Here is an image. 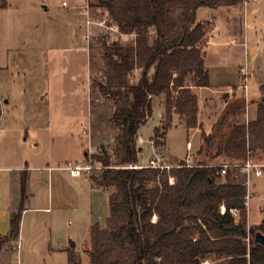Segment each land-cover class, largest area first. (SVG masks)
I'll return each instance as SVG.
<instances>
[{"label": "rangeland", "instance_id": "374dc122", "mask_svg": "<svg viewBox=\"0 0 264 264\" xmlns=\"http://www.w3.org/2000/svg\"><path fill=\"white\" fill-rule=\"evenodd\" d=\"M63 1L68 5H63ZM10 2L15 4L13 10H0V97L3 106L0 164L13 166L21 159L36 157V166H41L44 158L54 167L72 159L77 163L89 162L94 168L78 178L65 175L59 179L54 175L49 178L48 172L43 175L40 170L33 172L38 180L31 185L30 193L28 191L27 205L29 202L43 205L42 202L47 203L50 198L51 209L49 213H39L35 228L30 219L27 220L24 233L22 218L19 237L6 243L10 250L4 253L3 264H68L69 248L79 252L83 263L88 264L91 227L95 221L106 224L109 196L114 188L94 191L86 176L104 168V163L93 157L103 148L111 154L112 165L119 167L115 151L120 127L112 121L119 97L105 95L100 86L106 82L107 68L102 40L119 38L127 43L134 35L129 34L122 40L118 32L106 34L97 25L87 26L84 12L87 6L92 19L107 18L100 15L99 8L92 6L97 0ZM21 4L22 8H17ZM197 20H210L214 25L205 49L210 85L193 88L198 98V117L205 119L204 110L207 109L215 115L211 121L216 124L222 115L244 101L246 107L232 114L244 112L247 115L262 98L264 0H244L217 8L199 7ZM87 32L90 37L85 39L83 36ZM23 48L24 55H21ZM140 76L141 69H136L129 75L128 82L135 83ZM231 115L209 145L203 140V135H207L205 128L187 127L178 114L174 115L167 133L157 141L154 129L159 127L162 132L166 124L165 96H153V114L139 130L138 144L143 148L138 163L147 164L151 159H158L171 168L181 160L189 164L212 162L218 143L222 138L226 140L227 135L222 133L228 134L229 124L241 120L236 115L230 119ZM252 159L264 164V154ZM239 170L236 169L235 178L242 182L244 178ZM16 176H19L18 171L0 172V200L7 188L12 195L19 191V186L13 184ZM248 193L249 227L264 222V176H253ZM235 215L240 218V213L235 212ZM66 229L71 236H65ZM19 240L23 249L18 259L12 246ZM50 241L55 247L52 254L48 250ZM59 243H64L68 249L56 250ZM207 261L209 264L226 263L214 256Z\"/></svg>", "mask_w": 264, "mask_h": 264}, {"label": "trees", "instance_id": "16d2710c", "mask_svg": "<svg viewBox=\"0 0 264 264\" xmlns=\"http://www.w3.org/2000/svg\"><path fill=\"white\" fill-rule=\"evenodd\" d=\"M242 2L97 0L92 5L134 38L127 43L102 40L107 68L106 82L100 86L105 95L119 97L112 117L120 127L115 151L119 167L112 165V156L104 148L93 156L104 163L101 171L90 175L93 184L114 191L109 196L106 224L95 221L91 227L88 264H205L211 256L226 260L220 264H264V245L255 241L258 232L264 234V222L248 227V189L236 180L234 164L245 161L250 151L252 157L264 154V84L256 118L229 124V133H222L226 140L218 143L212 162L181 160L163 170L120 167L139 162V130L153 114V96H165L166 124L162 132L159 127L154 129L157 141L167 133L175 114L187 127L198 126V98L193 88L210 85L205 49L214 25L210 20H197V10ZM6 5L2 0L0 7ZM136 69H141L140 79L129 83ZM245 107L244 101L222 115L213 132L203 135L205 143L211 144L228 116ZM225 163L230 167L222 174ZM21 173L20 205L11 213L8 234L0 237V250L20 234L28 199V172ZM235 212L240 213L239 219ZM68 264H84L72 248L68 249Z\"/></svg>", "mask_w": 264, "mask_h": 264}, {"label": "crops", "instance_id": "0c3cea01", "mask_svg": "<svg viewBox=\"0 0 264 264\" xmlns=\"http://www.w3.org/2000/svg\"><path fill=\"white\" fill-rule=\"evenodd\" d=\"M5 1L7 2V5L5 7H0V10H3V9L13 10L15 4L10 2V0H5ZM17 8H22V4L20 6H17ZM122 37H123L122 38V40H123V39H125V37L127 38L128 35H124ZM20 50H21V55H24V53H23L24 48L20 49ZM88 51H90L89 50V46H88ZM195 88H201V87H195ZM233 97H236V96H233ZM0 100H1V97H0ZM1 105H2V100H1ZM255 106H256L255 110L251 108V111H248L247 115H245L244 112L241 113V114H239V113L232 114L230 116V119L232 117H234L235 115H236L235 116L236 118H238V117L241 118V120L237 121V123H247L250 120L255 119L256 115H257L258 105L256 104ZM2 108H3V106H2ZM223 109H224V107L222 108V110ZM204 111H205V114H204V118L205 119H202L201 116L199 115V117H198V119H199L198 126H200V127L203 126L205 128V131L207 132V134H209L213 130V126L215 124V121L214 122L211 121L212 118L215 117V115L214 114L212 115L211 111L209 112L207 109H205ZM243 115H244V117H243ZM214 120H215V118H214ZM141 148H143V147H141ZM154 152H156V151H154ZM262 155L263 154H260L258 157H261ZM69 162L72 163L74 161L72 159H68L66 164L69 163ZM77 162L78 161H76L74 163H77ZM36 163H38V160H37L36 157H34V159H30V157H28V159L26 161H24V159L19 160L18 165L4 166V165L0 164V172H14V171L15 172H17V171L19 172V176H16V178H14V180H13L14 186H19V191L12 195V193L10 192V189L7 188V192H5L4 196L0 200V237L8 234V232L10 230L11 213L13 211L17 210V206L19 207V205H20V201H21V174H22L21 172L22 171L26 170L28 172V191H29V193H30L31 185L35 184L36 180H38V177H36L33 174V172L38 171V170L42 171V175L46 174L48 172V177L49 178H51V176H53V175L57 179L64 178V175L66 177L70 176L71 178H78V177L82 176V175L72 176L69 173V171L64 168V166L66 164L58 166V167H54V166H51L47 162V160L44 159V158L42 159L41 166H36L35 165ZM56 171H60V172L64 171V174H60V172L57 173ZM239 171H241V170H239ZM241 173L243 174V178H245L244 173L242 171H241ZM262 176H264V173H263ZM262 176H255V177H262ZM86 177H88V179L90 181L91 189H93L94 191H97L99 188L95 187V185L93 184L90 176H86ZM8 183L11 184V180H9ZM28 199H29V197H28ZM42 204L43 205H33V204H30V202H29V205H27V201H26L25 209H24V211L22 213L23 233H24V229L26 228L27 220L30 219V223L33 224L32 227L35 228V227L38 226L37 218L39 217V213H41V212L49 213L50 212V209H51V207H50L51 206L50 198L48 199L47 203L46 202H42ZM74 206H75V204H74ZM70 209L71 208H68L67 210H70ZM70 212H71V210H70ZM51 218L52 217L50 216V219ZM237 219H239V218H237ZM56 220L58 221V219H56ZM68 222L70 223V220ZM69 223L66 224V227H68V228H69V225H68ZM261 223H263V222H261ZM250 225H252V224H250ZM65 236L66 237L71 236V232H70L69 229L65 230ZM22 238H23V236H22ZM48 245H49L48 246V250L52 254L53 253V249L55 248V247L52 246V241H50V243ZM12 247H13L14 253L17 254V257L19 259L20 254L22 252L20 250L23 249L22 243H20V240H19V242L17 244H15L14 246H12ZM66 249H68V248L66 247V245L64 243L62 245H60V243H59L56 246V250H59V251L66 250ZM9 250H10V248L7 247V244L4 245L3 248L0 250V264H3L4 253H7ZM13 260H12V257H11V261H13ZM209 263H210V261L205 262V264H209Z\"/></svg>", "mask_w": 264, "mask_h": 264}, {"label": "built area", "instance_id": "2783aa9c", "mask_svg": "<svg viewBox=\"0 0 264 264\" xmlns=\"http://www.w3.org/2000/svg\"><path fill=\"white\" fill-rule=\"evenodd\" d=\"M63 5H68L67 1H63ZM84 12H86L87 14V19H86V25L90 26L92 24L97 25L98 27H101L105 30L106 34H112V33H120L121 36L127 35L124 34L120 31L118 25L115 22H110L107 18H103V19H98V20H94L90 17V10H89V6H87V8L84 10ZM85 39H88L90 37V33H86L83 36ZM119 39V38H118ZM112 41V40H111ZM141 139V138H140ZM141 141H143L141 139ZM253 152H249V156L248 158L241 162L240 164H236L234 163L238 169H240L243 173H244V180L242 181V184L245 185L248 189V192L250 190V186H251V181L253 176H262L264 173V164L256 162L252 159V154ZM127 168H146V167H152V168H156V169H170V166L164 162H160L158 159H151L149 161V163L147 164H139V163H135V164H129L128 166H126ZM230 167V163H225L223 164V169H222V174H226L228 168ZM65 169H67L69 171V173L72 176H79L82 175L84 172L85 173H89L91 172V170L94 168V166L89 163V162H83V163H67L64 166ZM170 182L174 183V178L170 177ZM250 198V193H248L247 195V199ZM224 210V208H223Z\"/></svg>", "mask_w": 264, "mask_h": 264}, {"label": "water", "instance_id": "95a60500", "mask_svg": "<svg viewBox=\"0 0 264 264\" xmlns=\"http://www.w3.org/2000/svg\"><path fill=\"white\" fill-rule=\"evenodd\" d=\"M255 241L264 245V234H262L261 232H258L256 234ZM73 245H74V243H73Z\"/></svg>", "mask_w": 264, "mask_h": 264}]
</instances>
